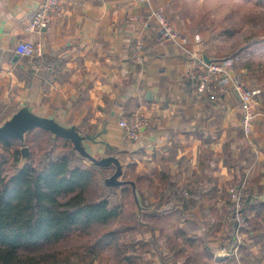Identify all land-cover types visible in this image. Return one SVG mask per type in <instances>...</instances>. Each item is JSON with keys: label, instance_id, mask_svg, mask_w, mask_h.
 <instances>
[{"label": "crops", "instance_id": "crops-1", "mask_svg": "<svg viewBox=\"0 0 264 264\" xmlns=\"http://www.w3.org/2000/svg\"><path fill=\"white\" fill-rule=\"evenodd\" d=\"M45 1L0 0V124L31 105L97 136L91 148L118 156L125 172L136 164L144 203L154 198L137 206L142 231L132 236L131 264H264V219L253 220L246 208L253 223L236 253L233 224L223 218L227 201L212 198L237 179V186L248 184L252 201H264V81L246 79L250 63L238 68L239 56L218 54L209 32L191 19L190 0H60L48 26L32 29ZM158 8L180 33L176 39L162 33ZM137 40L141 62L131 59ZM22 41L38 45L50 68L31 70L18 49ZM225 58L233 59L226 91L195 94L193 74ZM240 85L255 92L250 137ZM136 113L150 126L133 140L120 122ZM184 188L187 204L176 201ZM172 218L171 230L160 223Z\"/></svg>", "mask_w": 264, "mask_h": 264}, {"label": "trees", "instance_id": "trees-1", "mask_svg": "<svg viewBox=\"0 0 264 264\" xmlns=\"http://www.w3.org/2000/svg\"><path fill=\"white\" fill-rule=\"evenodd\" d=\"M37 129L26 136L31 153L25 162L19 139L0 138V264H104L111 260L121 264L128 260L132 243L120 241L122 228L106 226L96 235L89 230L119 218L127 203L136 205L132 185H109L106 171L112 166L91 161L61 136L50 133L43 145L34 148L32 134ZM135 166L130 163L127 172ZM94 181L100 182L101 191L96 199H89L87 191ZM236 183L237 179L231 186ZM218 197L227 203L232 199L228 189L212 198ZM180 200L187 204V197L180 195ZM254 203L248 196L246 208L254 210L253 220L264 219V201ZM249 221L250 227L252 218ZM232 224L235 235L237 223ZM72 238L79 243L54 247Z\"/></svg>", "mask_w": 264, "mask_h": 264}, {"label": "rangeland", "instance_id": "rangeland-1", "mask_svg": "<svg viewBox=\"0 0 264 264\" xmlns=\"http://www.w3.org/2000/svg\"><path fill=\"white\" fill-rule=\"evenodd\" d=\"M189 7L191 11V19L193 21L196 20L199 31L209 32V35L213 41V45L216 46L217 50H219L218 54L226 56L228 54L234 53L233 55L239 56L240 59L238 62V68L243 67L245 63H250V68L252 69L249 72H245V75L247 74L246 79L255 83L263 82L264 0H190ZM32 137L35 140L32 146L38 149L41 145H43V141L49 137V134L41 130H36L32 134ZM97 153L101 157V153ZM114 171L115 167L112 166L110 170L106 171V178L112 175ZM134 175L135 173L133 170H128V172H126V176L131 177V179L128 180H133ZM126 176L123 175L122 179H125ZM185 182L187 183L189 181L187 180ZM144 186L148 185L145 184ZM245 187V192L250 194V187L248 184H246ZM184 189L188 190L189 188ZM100 191V182L94 181L88 188V198L96 199L99 196ZM116 191L118 193L121 192L120 188H117ZM185 193L186 192L182 191L176 201H181L180 195L186 197ZM153 198L154 196H149V198L148 196L145 197L144 203V199L142 197L143 205H148L151 203ZM159 198L161 199L162 197H156V201ZM137 206H139L137 202L136 205L127 203L125 210L122 212L119 218L108 223V225L96 224L90 228L89 232L91 235H96L97 233H100L106 226L120 228V230L122 228L123 231H121L122 237L120 241L132 243V236L136 235L139 230L142 231L141 228L135 225V223L137 224L136 221L139 219L138 216H140V219L143 217L141 211H139V214L136 212ZM248 215L250 216V213H248ZM229 216V213L224 209V220L226 219L229 221L227 219ZM174 220L175 219L172 218L167 221H161L160 223H165V225H167V229L171 230L172 221ZM230 223L232 224V222ZM128 224L129 226H126ZM125 229H127V231H125ZM77 243H79V241L76 238H72L70 240L60 241L54 247L65 248ZM129 248L128 254L133 251L131 245ZM110 255L111 259H113V251H110ZM104 264H116V262L115 260H111V262ZM121 264H131V261H125Z\"/></svg>", "mask_w": 264, "mask_h": 264}, {"label": "built area", "instance_id": "built-area-1", "mask_svg": "<svg viewBox=\"0 0 264 264\" xmlns=\"http://www.w3.org/2000/svg\"><path fill=\"white\" fill-rule=\"evenodd\" d=\"M147 1V0H141ZM60 0H46L43 7L40 8L33 19L32 29L41 30L48 26L51 20L52 9L58 5ZM154 15L162 29L165 37L174 38L180 36V33L172 25L168 15L162 8L154 10ZM144 48L143 42L137 40L133 43L131 48V59L133 62H141V52ZM20 54L26 58V61L31 70L37 72L43 67L44 58L41 49L38 45L30 41H22L18 46ZM235 59H238L236 57ZM233 63V59H222L212 61L207 65L204 72L200 74H193L192 91L195 94L210 93L213 98L218 97L226 91L223 85V79L227 75L228 67ZM52 75H56L58 70L56 67H51ZM238 90L241 92L242 109H243V129L247 137H250L252 132V120L255 113L252 109V102L255 92L250 91L247 87L240 85ZM121 126L125 129L129 138L136 140L144 134L145 130L149 128L150 121L148 118L140 115L139 113L133 114L130 118L123 119L120 122ZM245 184L232 185L228 188L231 194V202H225L226 211L229 213L227 218L230 222H236L235 229V252L237 253L244 242V228L249 225L250 216L246 210V200L248 194L245 192ZM187 193V190H185Z\"/></svg>", "mask_w": 264, "mask_h": 264}, {"label": "water", "instance_id": "water-1", "mask_svg": "<svg viewBox=\"0 0 264 264\" xmlns=\"http://www.w3.org/2000/svg\"><path fill=\"white\" fill-rule=\"evenodd\" d=\"M37 128L46 130L55 137L61 136L70 140L75 150L99 165L114 166L115 171L106 178V182L114 186H121L127 183L131 184L136 202L141 210L144 208L137 182L135 180L122 179L124 175V165L121 159L116 155L98 158L99 154L97 151L91 148L90 143H100L95 135L80 132L76 129V126L64 124L57 118L39 115L34 111L31 105H24L4 123L0 124V138L19 139L21 143H23L21 150L23 154L22 159L25 162L31 153L30 146L26 144V136L29 132Z\"/></svg>", "mask_w": 264, "mask_h": 264}]
</instances>
